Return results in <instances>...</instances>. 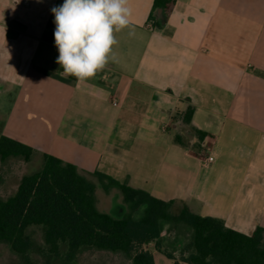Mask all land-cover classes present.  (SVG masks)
Returning <instances> with one entry per match:
<instances>
[{"label":"crops","instance_id":"0c3cea01","mask_svg":"<svg viewBox=\"0 0 264 264\" xmlns=\"http://www.w3.org/2000/svg\"><path fill=\"white\" fill-rule=\"evenodd\" d=\"M63 2L0 0V136L76 165L97 195L118 194L119 215V189L95 172L173 201V214L264 228V0H177L153 19L154 0H128L116 61L84 81L42 39ZM151 245L155 264H174Z\"/></svg>","mask_w":264,"mask_h":264},{"label":"trees","instance_id":"16d2710c","mask_svg":"<svg viewBox=\"0 0 264 264\" xmlns=\"http://www.w3.org/2000/svg\"><path fill=\"white\" fill-rule=\"evenodd\" d=\"M177 0H154L153 13L161 9L168 17ZM52 14L42 39L55 45ZM76 79L74 76H71ZM193 110L187 109L184 121H191ZM198 133V132H197ZM199 134V139L203 134ZM176 140L182 143L179 136ZM37 152L30 146L0 136V159L22 158L30 162ZM41 168L24 174L16 190L0 196V242L7 243L25 264H31L29 252L40 250L28 233L31 226L42 229L46 250L59 256L64 250L69 261L87 249L122 252L131 256L132 264H155L146 246L174 260V264H264V228L252 235L227 228L222 220L194 214L184 205L178 214L171 212L173 201H164L150 193L95 172L103 189H119L125 213L113 216L96 204V184L76 165L49 154H41ZM165 224L191 230L189 242L180 256L168 252L162 240Z\"/></svg>","mask_w":264,"mask_h":264},{"label":"clouds","instance_id":"9594fccd","mask_svg":"<svg viewBox=\"0 0 264 264\" xmlns=\"http://www.w3.org/2000/svg\"><path fill=\"white\" fill-rule=\"evenodd\" d=\"M128 0H64L51 9L56 63L77 81L93 78L109 61H116L114 32L130 26ZM134 34L133 32L129 33Z\"/></svg>","mask_w":264,"mask_h":264},{"label":"rangeland","instance_id":"374dc122","mask_svg":"<svg viewBox=\"0 0 264 264\" xmlns=\"http://www.w3.org/2000/svg\"><path fill=\"white\" fill-rule=\"evenodd\" d=\"M41 158L36 154L30 162H25L22 158H9L5 161L0 159V196L7 197L11 195L17 186V183L24 174H29L40 170ZM115 187L111 188L114 189ZM107 197L104 193L95 195L96 204L101 209H107L109 213L119 215L121 208H118V194ZM28 233L37 243L40 250L29 252L31 264H132V258L122 252H109L96 249H87L81 251L74 261H69L63 250L59 256L55 257L48 253L43 241L42 229L39 226H31ZM191 230L184 226H175L165 224L163 227L162 240L165 249L174 253L177 258L181 250L189 242ZM153 246V243L152 245ZM148 249V245L146 246ZM0 264H25L23 259L16 254L7 243L0 242Z\"/></svg>","mask_w":264,"mask_h":264},{"label":"built area","instance_id":"2783aa9c","mask_svg":"<svg viewBox=\"0 0 264 264\" xmlns=\"http://www.w3.org/2000/svg\"><path fill=\"white\" fill-rule=\"evenodd\" d=\"M116 104V102H114ZM214 161V156L210 153H207L204 160H203V165L205 167L209 166L212 162Z\"/></svg>","mask_w":264,"mask_h":264}]
</instances>
